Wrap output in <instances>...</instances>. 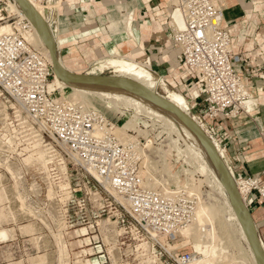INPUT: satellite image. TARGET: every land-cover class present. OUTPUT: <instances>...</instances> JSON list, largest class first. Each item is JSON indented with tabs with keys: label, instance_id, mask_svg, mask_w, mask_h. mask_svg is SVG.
Wrapping results in <instances>:
<instances>
[{
	"label": "built area",
	"instance_id": "obj_1",
	"mask_svg": "<svg viewBox=\"0 0 264 264\" xmlns=\"http://www.w3.org/2000/svg\"><path fill=\"white\" fill-rule=\"evenodd\" d=\"M10 2L0 0V27L11 25L0 31V173L12 181L7 187L22 184L20 219L39 230L36 247L26 243L24 255L41 252L45 237L84 228L77 237L88 238L90 248H74L70 264H190L193 253L182 249L181 233L194 218L198 198L187 190L167 196L148 188L143 155L115 134L118 121L51 90L54 66L29 42L31 23ZM178 5L185 27L171 22V37L198 85L193 98L214 132L222 119L249 112L250 92L236 65L223 9L215 0H178ZM46 14L53 24L52 14ZM196 106L192 110L202 115ZM37 144L46 149L45 167L28 166L16 175L7 169ZM237 183L248 205L264 206V181L239 177Z\"/></svg>",
	"mask_w": 264,
	"mask_h": 264
},
{
	"label": "rangeland",
	"instance_id": "obj_2",
	"mask_svg": "<svg viewBox=\"0 0 264 264\" xmlns=\"http://www.w3.org/2000/svg\"><path fill=\"white\" fill-rule=\"evenodd\" d=\"M135 2H133L134 4L128 6L122 3L113 5L114 7L112 8H114V11L120 13L121 15L119 19L111 18L109 10L106 14L103 15L95 14L92 12L91 16L80 14L73 17H58V11L61 9V4H58L57 8L47 9L46 12L48 11V13L52 14V16L55 17L54 21H56L57 24L56 27L55 22L54 24L50 25V30L54 32L53 43L51 42L46 45L50 49L48 50L52 59V55H54V53L56 55L58 54L57 56L60 57V62L62 63L61 68L64 70L65 74L68 73L72 78H75L74 76L84 77L85 75L111 76L119 77L122 79L124 78V80L130 82L132 85L138 83L143 86L144 89L157 91L161 95V97H163V99L165 98L167 101L178 103L180 115H182V117L188 116L195 122L196 127L200 129L199 131H201V136H203V138L210 142L214 150L217 152L218 157L223 161L225 169L227 168L226 171L228 172L227 174L229 176V179L232 181L240 203L246 206V210H249L250 217H252V219L254 220L253 213L250 210V205L247 204V200L244 198L245 195H243V193L239 189L237 183L238 178L234 175L230 167L229 157L224 150V146L219 141V137L215 135H218V131L215 130L213 132L210 129L207 121L205 120V118H203V113L202 115H198L194 112V110H192V106L194 104L193 101L191 102V97H193V95H197L198 92H196L195 88L191 90L186 88V90H184L183 92L181 90L173 89L162 79V74L164 73L160 68L152 64L150 60L146 61V58H143L140 55L133 56L134 52H132V50L135 48L133 38L137 36V29L135 26L136 23L134 22V7H132V5H136ZM169 2L176 6L174 8H178V0H169ZM42 3L52 4V2L44 0H42ZM56 3L57 2H54V5H56ZM47 18L48 15L45 13V22L50 24L51 21H47ZM170 21L172 22L173 26H176L174 25L172 19ZM70 25H73L75 27L79 26V28H76V30H67V27H69ZM63 28H65L64 31H62ZM124 32L128 34V37L123 36ZM111 34L115 38L113 42H110ZM119 41H122V43L120 44L122 47V51L120 52L118 49H115V46L113 45L115 42ZM105 44L106 46H104ZM52 49L55 52H53ZM85 78H87V76H85ZM166 78L169 81L171 79V77L167 75ZM57 80H60L62 82V78L59 76L56 70V75L52 83H54V81L56 82ZM54 87L57 88V86ZM52 89L54 91V88ZM56 92H59L58 94L60 96L68 99L69 93L71 94V89L69 87L63 86L62 89H58ZM90 94L87 93L88 96L86 95V98L87 100H89V102L86 105L84 104L85 106L94 107L102 111L108 117L117 120L118 130H115H117L118 133L121 132V129H125L124 126L127 127L129 133L132 134L135 137L136 142L139 143V146L141 147L143 152V157H145L144 159L148 157L152 160L160 162L158 163V174L157 172H154L152 173V175H155V177L161 181V186L167 185L170 189H175L176 191L177 189L178 191L186 190L185 186H182L180 188V186L169 184V181H166L168 179H171L170 177H172L173 175H175V177H178V180L181 183L193 181L195 182V185L198 186V190L196 191L202 194L198 195L202 196V199L204 201H209L210 203L220 205V207L223 209L224 216L226 217L229 215L227 210L230 208V203L232 204V195L230 190L226 185L222 184V182L219 181L213 174H211L210 171L203 169L202 162L198 158H196V156H194V152L191 153L192 149L190 150V148H187L188 139L184 137V134H182L181 132L179 133V126L177 123L174 124L170 121L167 122L165 121L166 119H161V117L159 116L156 117L143 108H136L134 104L123 101L124 98H119L121 99L119 100L116 95L111 98L108 91H100ZM180 94L184 97H182ZM250 99L253 100L252 107L248 110L246 108V110L249 111L248 114L253 115L254 112L252 113V111L254 110L256 99L252 96H250ZM190 136L193 142L200 143L198 135L192 133ZM219 150H221V152ZM222 150H224V153L222 152ZM223 154L225 156V159L223 157ZM28 155L29 154H27L26 156ZM26 156L24 158H26ZM17 165H15L17 168L15 166H10L7 167V169L11 170L15 175L18 174L22 169L29 168L28 166H30V168H32V166L41 167L39 163L28 164L24 159ZM188 169L193 171L195 175L192 174L193 172L189 173ZM144 170L145 168H143V171ZM0 174L2 177V180L0 181V189L3 188V186H6L4 188V192L6 191L5 193L8 194L6 195V197L8 196L9 198V200L8 198H6V201L4 200V202L0 204V209L3 208L1 211L5 212V214L8 213L6 219L3 218V216L5 217L6 215L1 214L0 212V214L3 215V220L0 219V229H9L11 231V238L9 237V239H7V241H9L8 244L11 243L14 247L17 245V247L19 248L17 249L19 250L18 252H24L26 243L27 245H30L29 247H36V241L34 240H36L37 238L35 239L33 237H35L34 234H36L39 230L37 228L34 229V223H32L31 221L20 219L19 212L18 214L16 213L18 211V206H16L18 204V200L20 201V198L22 197L20 202L24 203L23 199L24 195L26 194V190L23 189L24 187L22 188V184L19 185V183H15L14 186L7 187V185L12 183V181H10V178L6 177L5 173L2 172ZM14 188L16 191L14 190ZM9 191L13 193L11 194V192L9 193ZM16 198L18 200H16ZM7 203H11L12 205L10 204L9 207ZM23 205L24 204H21V208L25 210V207H22ZM15 207L17 211L14 209ZM26 211L30 212L29 209H26ZM30 223L31 226L34 224L32 226L34 229L32 230L33 233L32 231H30L31 233H28L27 230V233H25L23 229L25 230V225ZM229 223L230 232L233 238L232 241L234 242L233 245L235 244L234 247L236 248L233 249L235 253L234 259H231V264H255L254 258H252L253 254H251V251H254L255 248L252 245V242L243 236L241 221L239 222L236 220H231L229 221ZM23 225L25 226V228L23 227ZM256 228L258 235L257 225ZM75 230L76 231L73 230L69 233V235L65 236L63 234L62 236H59L58 234L61 233V231H59V233H56V236L53 234V238L48 239L49 237H45V241L47 240L48 242H45L43 239L41 246L42 251L35 254H28L26 256L28 257V264L32 263L31 260L32 258H34V256L36 257V255L46 256V259L49 257L48 259L50 261L48 259L46 260L48 264H52L53 261V264H59L57 256L59 255V249L63 244H66L65 248L67 247L68 249L67 253L69 254V262L71 263L72 253L77 252L74 251V248L82 246H84V250L90 248L85 246V244L88 243V241L86 242L84 239L86 237H77L79 234L83 233V230L85 229L82 228ZM19 235H22L20 236V244L18 242ZM31 238H33L34 240ZM181 243H183V239ZM260 243L264 250L263 243L261 241ZM181 247L183 250L192 252L193 254L196 251L193 247V244H182ZM196 255L200 256L201 254H198L197 252ZM10 260H12L11 262H16L13 264L25 263L22 256H19L17 259L11 257ZM21 261L22 263H20Z\"/></svg>",
	"mask_w": 264,
	"mask_h": 264
},
{
	"label": "bare ground",
	"instance_id": "obj_3",
	"mask_svg": "<svg viewBox=\"0 0 264 264\" xmlns=\"http://www.w3.org/2000/svg\"><path fill=\"white\" fill-rule=\"evenodd\" d=\"M10 4H11V7L13 8V11L18 13L21 17L26 18L30 21L31 29L27 31V34H26L27 39L34 47L42 51L48 57L52 65H55V68L59 76L62 78V82L60 80H57L56 82L54 81V83L50 84L51 90H53L52 88H54L55 93H57L56 91L58 89H62L63 86L69 87L71 89V94L69 93V97H68L69 101L72 103H80L82 105L84 104L86 105L89 102V100H87L86 98L87 93L90 94V93H96L100 91H108L111 98L115 95L118 99L124 98L123 101L134 104L136 108L137 107L143 108L156 117L159 116L161 117V119L162 118L164 120L166 119L165 121L167 122L170 121V122H173L174 124L177 123L179 126L178 127L179 133L181 132L182 134H184V137L188 139L187 148H190V150L192 149L191 153L194 152L195 154L194 156H196V158H198L202 162L203 169L210 171L211 174H213L219 181L222 182V184L228 187L232 195V198H231L232 204L230 203L229 205L230 208L227 210L229 215L225 217L223 214L224 213L223 209L220 207V205L210 203L209 201L206 202L202 199V196H199L201 193L196 191L198 190V186L195 185V182L189 181L186 183H181L178 180V177H175V175L173 176L170 175L172 176L170 177L171 179H168V180L165 179L166 181H169V184L180 186V188L182 186H185L188 194H192L194 196H197L198 198V205H197L194 218L192 222L186 228H184L181 233V235L183 236L182 244L184 245L193 244V247L196 250L193 254V259L190 264H231V259L232 260L234 259V253H235V251L233 250L235 248L234 247L235 244L233 245L234 242L232 241L233 238H232V234L229 228V225H230L229 221L231 220H236L239 222L241 221L243 236L249 239L255 248L254 251L253 250L251 251V254H253L252 258H254L255 264H264V250L261 246L260 239L257 235V230H256L257 228L255 225V222L252 219V217H250L249 210H246L245 208L246 206L240 203L239 198L234 189V186L232 184V181L229 179V176L227 174L228 173L226 171L227 168L225 169L223 161L218 157L217 152L214 150L210 142H208L205 138H203V136H201L202 135L200 134L201 131H199L200 129L196 127L195 122L188 116L182 117V115H180L178 103L167 101L165 98L163 99V97H161V95L157 91L144 89V87L138 83L133 84L134 85L133 86L130 82L124 80V78L123 79L119 77H95V78L87 77L85 78L84 75H83L84 77H81V76L79 77L74 76L75 78L70 77L69 74L68 73H67L68 75L65 74L64 70L61 68L62 63L60 62L61 61L60 57L57 56L58 54L56 55L54 53V55H52L53 56V59H52L50 52H49L50 49L46 46L48 45V43H51V42L53 43L54 32L50 30V24L45 22V13L47 9L57 8L58 4L60 3L57 2L56 5H53V4H47V3L43 4L42 0H11ZM112 7L114 6H110L111 9L109 8L110 17L113 19H119L121 17L120 13L114 11V8ZM260 8H262V4L258 0V2H255L253 6V10L254 9L258 10ZM170 9L171 8H169V10ZM252 12L253 11L250 10L248 12V15H250ZM30 15L33 17V20ZM170 15H171V19L174 22V25H176L177 28L183 29L185 27L184 13H183V9H181L180 6H178V8H175L173 13ZM64 29L65 28H63L62 31H64ZM9 30H11V25L9 24L2 25L0 27V31H9ZM123 36L128 37V34L124 32ZM53 52L55 51L53 50ZM55 75H56V72H55ZM54 86H57L58 89L55 88ZM252 102L253 100L250 99L249 97L245 103V109L246 108L247 110L250 109L252 107ZM117 128L118 126H116V129ZM124 128L127 131L125 129L123 130L121 129V132L118 133L117 132L118 129H117L114 131L115 134L121 139V141L124 144L132 146L135 150H137L143 155L142 149L141 147H139L138 143L136 142L135 137L129 133L127 127L124 126ZM104 132H105L104 130H100L98 134L103 135ZM192 133L198 135L200 143L192 141V138L190 136ZM219 151L221 152V150ZM222 152L224 153V150H222ZM46 157H47L46 149L42 145L37 144V146L34 147L32 152H30L29 155L26 156V158H24V160L28 164L30 163L38 164L39 163L41 166L45 167ZM223 157L225 159L224 154H223ZM144 158L145 157H143L142 164H143V167L145 168V170L143 171V176L145 178L146 186L152 190H155L167 196L177 195L178 193L177 188H176L177 189L176 191L175 189L174 190L170 189L167 185L161 186V181L158 178H156L155 175H152V173L157 172V170H159L158 163L160 162L152 160L151 158H148V157L146 159ZM188 172L192 173L193 171L189 170ZM150 173H151V176H150ZM192 174L195 175L194 172ZM1 178L2 177L0 174V181L2 180ZM5 187L3 186V188L0 189V204H2L4 200L6 201V198H8V196L6 197V195L8 194L5 193L6 191L4 192ZM240 190L243 193V195H246L244 189L241 188ZM10 192L11 191H9V193ZM12 193L13 192H11V194ZM21 198H20V201H21ZM16 200L18 199L16 198ZM10 204L11 203L8 204L9 207H10ZM21 204H24V203H21ZM16 206H18V204ZM22 207H24V205ZM2 209H0L1 214L6 215V216L4 217L3 215L0 214V219H2V216L3 218L7 219L8 213L5 214V212L1 211ZM14 209L16 210V207ZM18 212L19 211H17L16 213L18 214ZM25 226L23 225V227L25 228V230L23 229V231L25 233H27V231L28 233H31L30 231L37 228L36 226H34V229H33V227L31 226V223ZM23 227H20V228H23ZM83 231L82 232L85 233V230ZM54 235L56 236V234ZM58 235L62 236V233H59ZM9 237L11 238V231L9 229H5V228L0 229V239L1 240L9 239ZM84 239L86 242L89 241L88 238H84ZM45 242H48V241L46 240ZM63 245H61L59 249L60 252H59V255L57 256L58 257L57 259L59 261V264H70L69 262L70 258L68 257L69 254L67 253L68 249L67 247L65 248L66 244L64 246ZM197 252L198 254H201V255L197 256L196 255ZM44 255H47V254H44ZM47 259H46V256L36 255V257L34 256V258H32L31 264H44V263L48 264V262L46 261ZM20 263H22V261Z\"/></svg>",
	"mask_w": 264,
	"mask_h": 264
},
{
	"label": "crops",
	"instance_id": "obj_4",
	"mask_svg": "<svg viewBox=\"0 0 264 264\" xmlns=\"http://www.w3.org/2000/svg\"><path fill=\"white\" fill-rule=\"evenodd\" d=\"M46 1V0H44ZM59 1L61 9L58 17H73L76 15L106 14L110 6L115 4H134L135 0H47ZM223 9L226 23L232 32L233 52L238 56L236 62L244 76L250 96L256 99L253 115L243 113L235 119H222L217 122L219 141L224 146L234 175L239 177L258 178L264 181V0H259L262 8L253 10L258 0H215ZM134 15L137 36L133 38L135 48L133 56L140 55L160 68L164 74L171 77L168 83L173 89L182 92L198 85L183 65L177 46L171 37V15L176 7L169 0H136ZM169 8H171L169 10ZM253 11L248 15L249 11ZM56 21H53V24ZM79 26L70 25L68 29L76 30ZM110 42L115 38L110 35ZM122 41L113 45L122 51ZM106 46V44L104 45ZM198 94V93H197ZM181 95V94H180ZM184 97L183 95H181ZM194 96V95H193ZM196 96V95H195ZM183 99V98H182ZM197 105L198 113L204 112V107L191 97V102ZM193 105V106H194ZM253 218L258 227V237L264 245V206L259 202L250 205ZM20 236L18 242L20 244ZM0 239V264H13L11 257L22 256L24 264L28 257L18 252L17 245ZM16 244V243H15Z\"/></svg>",
	"mask_w": 264,
	"mask_h": 264
},
{
	"label": "water",
	"instance_id": "obj_5",
	"mask_svg": "<svg viewBox=\"0 0 264 264\" xmlns=\"http://www.w3.org/2000/svg\"><path fill=\"white\" fill-rule=\"evenodd\" d=\"M31 16V15H30ZM32 20H33V17L31 16ZM54 66V71L56 72V68H55V65ZM87 77H111V76H95V75H85Z\"/></svg>",
	"mask_w": 264,
	"mask_h": 264
}]
</instances>
